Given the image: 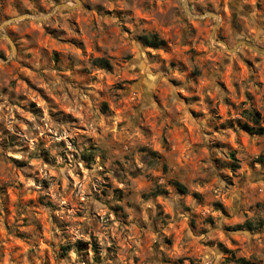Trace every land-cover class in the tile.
<instances>
[{
	"label": "clouds",
	"instance_id": "clouds-1",
	"mask_svg": "<svg viewBox=\"0 0 264 264\" xmlns=\"http://www.w3.org/2000/svg\"><path fill=\"white\" fill-rule=\"evenodd\" d=\"M0 161V264H264V0H0Z\"/></svg>",
	"mask_w": 264,
	"mask_h": 264
},
{
	"label": "rangeland",
	"instance_id": "rangeland-1",
	"mask_svg": "<svg viewBox=\"0 0 264 264\" xmlns=\"http://www.w3.org/2000/svg\"><path fill=\"white\" fill-rule=\"evenodd\" d=\"M78 21H79V18H78ZM33 29L35 31H38L41 34L43 42L45 44L51 43L53 45H58L59 46V47L53 49L54 55H55L56 52L60 51L62 48L77 49L78 51L83 53V49L80 47V44L76 42L75 39H71V38L70 39H58L54 32H49L48 29L42 24H40V25L34 24L33 25ZM153 51H156V50L153 49ZM160 51L164 52L165 50L161 49ZM205 51H206V49H205ZM242 64H243L244 68H248L249 67V65L246 62H244V61H242ZM24 67H25V69L27 71H32V69L28 68L27 65H25ZM229 75H230V73H229ZM18 83L20 85H22L24 88L30 89L33 93H35L36 96H39V98L41 100H44L45 102H47L48 98L45 97L44 93L40 89H37V88L33 87L32 83L29 80H27V79H25L23 77H19L18 78ZM32 103H33V106H34L35 105V100H33ZM31 114L35 115V112H33ZM153 123H155V121H153ZM245 135L247 136L248 133H245ZM2 146L6 147V148H11L12 147L11 141H9L6 145H2ZM9 162L12 165L16 166V167H20L21 166L20 164L17 163V161L15 159L10 158ZM5 168H6L5 163L3 161H0V179L3 178V174L5 172ZM20 175H21V177H23L24 176L23 172H21ZM6 187H7L6 185H0V191H4ZM217 211H219V209H217ZM5 212L6 213L9 212L7 199L5 200ZM4 227H5V230H7L6 221L4 222ZM17 239H21L22 240L23 237L22 236H18ZM229 243L231 244L232 242L229 241Z\"/></svg>",
	"mask_w": 264,
	"mask_h": 264
}]
</instances>
